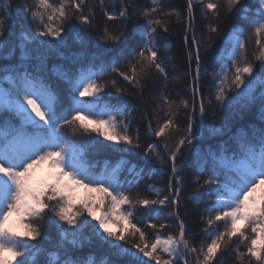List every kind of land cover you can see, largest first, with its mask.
Instances as JSON below:
<instances>
[{
  "label": "snow or ice",
  "instance_id": "obj_1",
  "mask_svg": "<svg viewBox=\"0 0 264 264\" xmlns=\"http://www.w3.org/2000/svg\"><path fill=\"white\" fill-rule=\"evenodd\" d=\"M199 3L203 6L205 18L210 15L212 21L219 20L221 4L218 0H207L206 3L199 0ZM151 4L156 5L157 0H151ZM85 5L86 0H59L58 5L51 0H34L32 5L17 4V14L27 24L35 26L34 36L33 29L28 27L22 28L19 34L22 60L29 58L26 45L30 38L39 45L59 47L64 43L65 25L73 18L89 25L92 5L87 4V13ZM100 7L108 20L120 19L125 28L133 23L130 4H122L118 14L105 10V0H100ZM223 7L226 14L241 15L247 27L234 25L224 42L223 52L218 56L219 70L211 74L215 105L235 113L237 106L245 109L259 101L260 118L264 120V91L257 95L256 89L257 84L264 89V0H249L247 6L244 0H223ZM193 8V0H187L189 15L183 48L189 49L186 75L191 80L192 111L186 112V127L175 144L170 146L165 142L167 160L159 154L157 144L149 143L144 148V154L155 155L161 165L160 175L166 174L163 169L168 166V161L171 162L168 195L162 199H150L141 194L139 180L143 170L138 171L135 165L126 167L127 161L121 159L114 166L105 161L104 167L97 169L88 159L90 153H131L132 149L141 147L138 133L136 137L129 134L131 121L122 131L117 122L118 118H122L121 123L127 119L126 102L118 100L115 105L100 104L101 93L109 84L98 83V80L106 75V70L98 75L92 71L93 62L87 68L81 64L78 71L56 72L60 80H66L70 85L64 95L63 90L54 87L44 75L43 62L32 70L24 64L0 66V85L6 83L9 86H0V264H35L38 249L28 241L43 237L45 224L56 226L62 246L64 243L80 246L95 238L107 244L114 255L122 257L124 264H180L181 260L189 264V254L197 256L196 264H222L223 257L218 259V256L233 238L246 246V254L257 264H264V127L251 131L239 129L214 147H196L197 131H200L201 139L205 127L209 136L228 135L230 123L226 122L223 128L205 125L207 113L200 87L201 42L195 34ZM12 11L10 0H0V51L8 43L4 37L12 31L11 23L5 27V21L12 20ZM158 11L163 16H179L175 10L164 13L155 6L140 13L145 23L134 24V30L140 31L141 43L136 45L139 51L128 60V71H120L119 61L115 58L102 65V69L111 67L113 73L138 89L141 98L146 92L150 95L154 91V86L146 83L153 69L163 77L165 84L168 81V61L160 59L157 32L158 28L167 32L168 27L163 19L156 18ZM189 28L193 30L190 39L187 35ZM208 32L216 34L219 28L210 25ZM128 34L125 29L114 35L105 31L103 39L123 46ZM245 35L254 36L259 48L252 61L247 58L246 43L241 39ZM204 40V50L207 51L212 40L208 35ZM11 51L9 49V55ZM128 54L122 48L120 56ZM254 61L259 62L255 71ZM111 87H117L115 80ZM212 95L210 92L209 96ZM197 99L200 116L194 123ZM163 103L167 106V119L162 124L158 122L154 131L151 122L148 125L149 132L158 139L167 137L170 132H180L174 118L182 109L189 108L187 99L170 101L163 98ZM208 104H213V100L209 99ZM65 129H71L74 135L94 133L107 143L73 139ZM185 148L194 151L197 161L194 167L196 191L188 200L203 206L206 213L201 216L206 235L199 248L190 247L186 224L179 215L185 186L181 175L182 162L178 164L177 161L184 155ZM125 171L131 178L123 175ZM199 177L206 178L201 183ZM79 190L84 192L82 197L77 196ZM148 191H154L157 197L162 195V190H154L152 185H148ZM153 206L172 209L163 218H175L177 234L164 237L159 229L166 228V225L160 224L157 229V223L151 222L146 225L147 229L153 230L151 236L154 238L150 239V234L138 227L135 218L144 215L138 209L149 212ZM160 218L155 217L157 221ZM221 224L223 231H220ZM86 229L91 230L89 235H85ZM248 229L251 235L246 234ZM130 240V246L125 247ZM243 255L237 250L238 259ZM66 264L80 262L68 260ZM87 264H91V260Z\"/></svg>",
  "mask_w": 264,
  "mask_h": 264
},
{
  "label": "trees",
  "instance_id": "obj_2",
  "mask_svg": "<svg viewBox=\"0 0 264 264\" xmlns=\"http://www.w3.org/2000/svg\"><path fill=\"white\" fill-rule=\"evenodd\" d=\"M13 6L11 12L12 20L5 21V27L11 23L13 25L11 34H6L4 38L7 39L8 43L4 47L3 51H0V66L4 65H18L24 64L29 66L30 70L37 68L41 62H43L44 75L53 82V86L63 90L64 95H67V89L70 85L67 81H62L56 75V72H63L64 70L78 71L81 64L87 68L91 63H95V67L92 71L97 72L99 75L102 70H106V75H102L98 80V83H107L109 87L101 93L102 100L100 101L101 106L105 104L115 105L117 101H124V105L127 108L125 113L127 119L118 118V124H120L121 131L125 124L131 121L129 126V134L136 137L139 135V142L141 147L139 149H132L131 153H114V152H100L97 154H89L88 159L91 163L97 166V169L104 167L105 161H108L111 166H114L119 160L127 161L126 167L136 166L137 170H143L142 178L139 180L140 191L142 195L147 196L150 199H162L164 195H168V174H170V164L163 169L165 175H160L161 165L157 162L155 155L146 156L144 154V148L149 143L158 145L159 154L167 160V153L164 149L165 142L169 145H174L179 139V136L183 134V129L186 127V112L192 111V87L191 80L187 77L188 61L187 53L188 48H183V39L185 35V27L188 22L187 0H157L156 5L151 4V0H105L107 11L113 14H118L122 4H130L129 13L133 23H129L127 28L122 20H108L103 12L104 10L100 7V0H86L84 11L87 13V4L92 5V12L90 13V24L83 25L79 20L73 18L65 25V32L62 33L64 37V43L59 47L49 48L47 45H39L31 41L26 45V50L29 52V58L22 60L21 49L19 47L21 43L20 32L24 27L33 29L32 35H35L34 25L27 24L23 21L21 16L15 11L17 4L23 5L27 3L32 5L34 0H10ZM53 4H59V0H51ZM207 0H205V3ZM216 2V0H213ZM221 4L219 11V20L212 21L211 16L205 18L202 11L203 6L199 3V0L193 1L194 8L192 16L194 18L195 34L198 40L201 42V79L200 87L202 88V95L204 97V103L206 108L205 125L214 124L216 127L223 128L226 122L230 123V132L228 135H216L209 136L207 127L203 130V139H201L200 131L196 132L195 144L197 148H207L209 146H215L225 140H228V136L234 134L237 130L243 129L251 131L252 129H259L264 127V120L260 118V102L257 101L249 108L240 109L237 106L235 113H230L224 110L222 107L216 106L214 101V84L212 81V73L218 71L217 61L218 56L223 52V45L227 39L228 33L231 31L234 25L240 27H247L241 20V15L235 13H225L223 7V0H218ZM245 5L249 4V0H244ZM157 7L162 9L164 13H171L175 10L179 13L177 15L163 16L159 11L156 14V18H161L165 21L168 31L164 32L158 28L159 34L158 48L161 60H167L166 64L168 81L165 84L163 77L155 70H152L151 78L146 83L154 86V91L149 95L147 92L143 98L139 95V90L124 81L123 78L116 73L112 72L111 67L102 69V65H106L114 58L119 61L120 71H128V60L131 59L132 55H135L139 48L136 47L138 43H141L140 31L134 30V24L140 25L145 23L141 18L140 13L145 10H150L151 7ZM253 6V10H254ZM217 26L219 32L216 34H210L208 32L209 26ZM125 29L128 31L127 43L123 46L119 43H113L111 41H105L103 39L104 32L107 31L109 35L118 34L119 30ZM189 39L193 35L187 31ZM210 36L212 40V46L204 50V36ZM41 40L44 38H36ZM51 40V38H48ZM246 43V55L249 61H252L253 56L259 53V48L255 44V37L245 35L241 37ZM56 44V41L52 42ZM125 50L130 54L120 56L121 50ZM9 49H11V55H9ZM135 49V51H132ZM227 55V53H224ZM7 57V58H3ZM102 58V59H100ZM254 63L255 65L259 62ZM194 66V60H193ZM130 74V73H129ZM116 81V88L111 87V82ZM215 83H219L216 81ZM4 88L9 87L6 83L0 85ZM117 88L120 91H117ZM257 95L261 89L259 85L256 86ZM213 95L210 97L209 93ZM111 93V95H107ZM179 93V95H178ZM232 95V93H229ZM163 98H167L170 101H179L180 99H187L189 101V108L187 110H181L180 114L174 118V122L179 126L180 132L169 133L165 138H156L153 133L149 132L148 125L151 122L153 131L157 128L158 122L163 123L167 116V106L163 103ZM212 99L213 104L209 105L208 100ZM197 110L194 114L193 122L197 123L199 120V100H196ZM69 136L73 139H85V140H99L102 143L101 137L95 136V134H89L85 136L83 133L73 134L71 129H65ZM119 147H126L120 145ZM184 155L178 158V164L182 162V178L184 180L185 191L181 194V204L179 208V215L186 224V238L189 241L190 247L199 248L201 241L205 239L206 225L201 221V216H206L203 211V206L191 203L188 197L196 191V185L194 180V167L197 163L194 151H189L188 148L183 150ZM125 176L131 175L125 171ZM206 177H199L200 182ZM148 185H152L153 189L162 190V195L157 197L155 192L148 191ZM84 195L81 190V197ZM77 196L80 197L79 191ZM172 211L167 206H153V210L146 212L144 209H138L139 213L144 215H138L135 219L138 221V227L145 229L150 234V239L154 238L151 236L153 233L152 229H147L146 225L151 222L157 223V229L160 224L166 225V228L159 229L163 236L175 235L178 233V222L174 217L164 219ZM161 217L158 221L155 219L156 216ZM94 223V222H93ZM64 227H67L65 225ZM221 224L220 231H223ZM90 229L85 230V235H89ZM246 234L251 235L250 229L246 230ZM29 244L36 246V258L35 264H66L68 260L79 261L80 264H87L91 260V264H124L122 257H117L114 252L107 244L100 242L93 238L91 241H85L80 246H71L67 243L61 244V236L53 224H45L43 228V237H38L36 241H28ZM129 244L125 247L130 246ZM237 250L244 253L242 258H237ZM247 248L244 244H241L237 238H233L229 242L228 246L224 248L223 252L218 256V259L222 256V264H257V262L250 258L247 254ZM54 259V260H53ZM197 256L189 254V264H196ZM154 264V262H152ZM180 264H184V261H180Z\"/></svg>",
  "mask_w": 264,
  "mask_h": 264
},
{
  "label": "rangeland",
  "instance_id": "obj_3",
  "mask_svg": "<svg viewBox=\"0 0 264 264\" xmlns=\"http://www.w3.org/2000/svg\"><path fill=\"white\" fill-rule=\"evenodd\" d=\"M193 1H196V0H193ZM188 31H189V32H191V31H192V29H191V28H189V29H188ZM79 193H80V197H81V190H79ZM164 237H167V236H164ZM53 260H54V259H53ZM182 261H183V260H182Z\"/></svg>",
  "mask_w": 264,
  "mask_h": 264
}]
</instances>
